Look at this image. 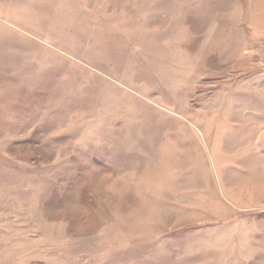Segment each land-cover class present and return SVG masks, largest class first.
<instances>
[{
	"label": "rangeland",
	"instance_id": "374dc122",
	"mask_svg": "<svg viewBox=\"0 0 264 264\" xmlns=\"http://www.w3.org/2000/svg\"><path fill=\"white\" fill-rule=\"evenodd\" d=\"M0 264H264V0H0Z\"/></svg>",
	"mask_w": 264,
	"mask_h": 264
}]
</instances>
